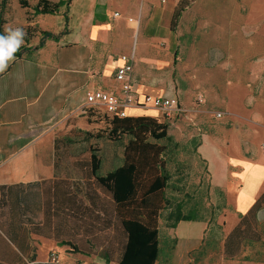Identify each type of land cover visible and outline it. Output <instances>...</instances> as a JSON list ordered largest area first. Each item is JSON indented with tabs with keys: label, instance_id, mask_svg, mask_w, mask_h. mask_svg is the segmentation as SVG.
Returning <instances> with one entry per match:
<instances>
[{
	"label": "crops",
	"instance_id": "1",
	"mask_svg": "<svg viewBox=\"0 0 264 264\" xmlns=\"http://www.w3.org/2000/svg\"><path fill=\"white\" fill-rule=\"evenodd\" d=\"M37 1L0 0L4 9L3 31L8 26L22 27L27 32L23 45L26 50L0 73V188L65 181V174L60 176L54 166L56 133L67 119L86 107V93L119 92L114 73L121 54L133 55L131 96H175L179 100L176 92L181 91L166 85L167 80L160 73L174 63L171 50L175 46L176 26L171 28V20L177 0H61L56 13L34 14ZM244 24L255 28L256 33H264V0H250ZM43 32L57 37H44ZM236 33L232 30L231 35ZM40 42L42 46L38 47ZM249 48L262 52L264 43L255 42ZM231 62L227 59L217 71H227ZM189 65L193 69L190 82L181 88V105L193 104L200 95L204 103H195L197 112L219 103L230 115L236 114L224 80L198 68L203 64ZM261 66L264 60L254 63L253 77L262 71ZM244 92L240 87L241 96ZM148 112L157 114L151 109L132 107L127 115H149ZM252 112L260 119L264 113L262 101H255ZM193 123V132L199 136L195 151L206 168L209 184L228 196L235 211L228 233L239 216L264 195V123H253L255 133L251 140L247 133L213 130L203 120ZM247 148L252 151L249 157L245 154ZM39 188L32 191L39 192ZM183 226L192 233L194 245H199L207 224L193 221ZM51 249L58 251L61 264H117L94 255L67 252V246L27 231L19 233L15 243L6 234L5 216L0 209V264H45ZM155 264H160V244Z\"/></svg>",
	"mask_w": 264,
	"mask_h": 264
},
{
	"label": "rangeland",
	"instance_id": "2",
	"mask_svg": "<svg viewBox=\"0 0 264 264\" xmlns=\"http://www.w3.org/2000/svg\"><path fill=\"white\" fill-rule=\"evenodd\" d=\"M183 1L187 2V6L182 10L174 29L175 46L171 50L174 63L160 73H163L167 80L166 85L181 90L176 92L180 103L184 100L182 89L190 82L189 75L193 68L189 64H203L204 66L198 68L211 71L214 75L218 74L220 80H224L236 114L230 115L219 103L210 104L205 112H197L196 104L204 103L202 97L197 95L193 104L184 106L180 103L184 109L182 113L166 119L168 134L177 145L168 143L169 148L164 155L170 173L166 193L170 207L161 212L159 219L160 264H264V255L256 262L243 261L241 257L248 252L247 249L238 258H223L220 237L227 233L234 220L235 211L228 196L223 191L213 189L209 184L206 168L195 153L198 132H193V121L200 123L203 120L213 130L247 133L251 140L255 133L253 123H264V113L258 119L252 112L256 100L262 101L264 105V66L259 67L262 71L257 77L252 76L253 70L256 72L254 63L264 60V51L256 53L249 48L252 43H264V33H256L255 28L244 24L250 0H177V3ZM232 30L237 31L234 36L231 35ZM227 59H231L233 64L227 71H217ZM240 87L245 91L243 96L240 95ZM243 110L249 113H244ZM215 112H222L226 118L217 119L214 117ZM156 113L147 114L162 121V115ZM106 117L108 116L102 110L84 107L81 113L71 116L59 128L55 137L58 138V143L53 151L55 150V158L58 160L57 171L60 176L64 173L70 180L76 178L80 171L76 163L88 159L91 153L96 154L101 162L100 174H105L121 164L123 145L128 137L109 139ZM246 150L248 151L245 154L249 157L251 148ZM177 203L181 204L185 211L197 206L198 215L204 218L205 224L208 223L202 245H194L192 233L183 229L186 222L179 223L174 229L165 226L164 219L168 211ZM257 218L262 227L264 208L258 212ZM40 219L41 216L36 218ZM111 235V230L100 232L99 244H102L105 238H111ZM176 236L179 237L178 240ZM262 236L264 238V227ZM97 249H100V246ZM66 251L69 252L68 247Z\"/></svg>",
	"mask_w": 264,
	"mask_h": 264
},
{
	"label": "trees",
	"instance_id": "3",
	"mask_svg": "<svg viewBox=\"0 0 264 264\" xmlns=\"http://www.w3.org/2000/svg\"><path fill=\"white\" fill-rule=\"evenodd\" d=\"M21 4L26 6L23 1ZM61 4V0L55 3L38 0L33 12L54 14ZM186 6V1L178 3L171 28L176 26ZM3 14L4 9L0 7V33H3ZM42 34L57 37L47 32ZM40 46L42 42L38 44ZM25 50L22 46L16 57ZM106 118L109 139L128 137L119 166L100 174L101 162L96 154L91 153L88 159L76 163L80 171L71 180L0 188V209L5 216L6 234L13 242L16 243L19 233L27 231L67 246L70 253L96 255L117 264H155L159 256V219L161 212L170 207L166 195L170 173L164 155L168 143L173 146L177 143L168 134L164 117L162 121L148 115ZM56 143L58 138L54 140L55 150ZM54 166L58 169L55 153ZM32 188L40 191L33 192ZM262 204L264 195L246 214L239 216V221L227 234L220 237L225 260L240 257L246 249L248 252L241 257L243 261L256 262L264 255L263 227L257 220ZM198 212L197 206L185 211L177 203L168 211L165 226L174 229L179 222H203L204 218ZM38 216H41L40 220H36ZM110 230L111 238H105L99 244V233ZM206 232L207 226L203 235Z\"/></svg>",
	"mask_w": 264,
	"mask_h": 264
},
{
	"label": "built area",
	"instance_id": "4",
	"mask_svg": "<svg viewBox=\"0 0 264 264\" xmlns=\"http://www.w3.org/2000/svg\"><path fill=\"white\" fill-rule=\"evenodd\" d=\"M118 16V13H114ZM120 64L116 67L114 80L119 85V92L112 93L104 90H95L86 93L85 101L88 109L102 110L109 117L124 118L129 108L151 109L158 112L162 117L169 119L172 116L182 113L175 96L157 97L143 95L141 98L131 96L133 55L121 54ZM224 116L222 112H215L214 117L220 119ZM45 264H61L59 253L51 249Z\"/></svg>",
	"mask_w": 264,
	"mask_h": 264
},
{
	"label": "clouds",
	"instance_id": "5",
	"mask_svg": "<svg viewBox=\"0 0 264 264\" xmlns=\"http://www.w3.org/2000/svg\"><path fill=\"white\" fill-rule=\"evenodd\" d=\"M26 37L27 32L22 27L6 26L3 33H0V73H4L15 60Z\"/></svg>",
	"mask_w": 264,
	"mask_h": 264
}]
</instances>
